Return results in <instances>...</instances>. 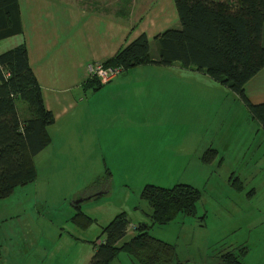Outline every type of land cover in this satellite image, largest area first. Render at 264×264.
<instances>
[{
    "label": "rangeland",
    "instance_id": "1",
    "mask_svg": "<svg viewBox=\"0 0 264 264\" xmlns=\"http://www.w3.org/2000/svg\"><path fill=\"white\" fill-rule=\"evenodd\" d=\"M161 1L150 9L151 16L177 28L172 3ZM262 31L264 44V25ZM20 40L11 36L0 48ZM148 43L155 55L153 38ZM133 68L143 86H137L141 97L131 105V125L137 128V114L144 116L150 129L138 147L148 144L150 156L131 162L119 153L103 162L100 154L119 151L97 147L93 125H85L82 117L85 108L76 110L81 117H72L69 130L61 132L63 121L54 124L56 163L0 199V264H86L101 228L121 211L128 224L117 245L145 223L151 236L173 246L179 264H222L220 254L240 246L246 248L241 264H264V131L236 94L202 72L178 65ZM15 106L22 120L26 105L17 100ZM208 149L214 155L204 162ZM104 165L114 169L111 176ZM47 172L57 174L50 179ZM176 183L199 191L195 214L178 213L166 223L151 224L150 208L139 196L142 187ZM76 205L92 220L85 228L69 219ZM109 264L140 263L120 251Z\"/></svg>",
    "mask_w": 264,
    "mask_h": 264
},
{
    "label": "trees",
    "instance_id": "2",
    "mask_svg": "<svg viewBox=\"0 0 264 264\" xmlns=\"http://www.w3.org/2000/svg\"><path fill=\"white\" fill-rule=\"evenodd\" d=\"M179 26L169 27L153 37L155 55L150 54L144 33L120 47L101 62L104 67L127 68L176 63L182 69H194L209 76L236 94L251 119L264 131V102L251 103L243 85L264 67V0H172ZM21 33L17 0H0V40ZM5 73V75H4ZM93 83V84H92ZM96 89L100 82L90 76L83 86ZM25 103L27 115L18 118L15 102ZM52 114L43 106L36 79L29 67L24 43L0 52V199L9 196L15 187L35 179L33 156L49 143L47 126ZM214 151H204L201 160L208 162ZM108 173V172H107ZM150 208L151 224H163L178 213L195 214L199 191L191 185L176 183L165 188L144 185L139 194ZM85 228L91 218L76 205L69 218ZM121 211L101 228L100 242L86 264H109L123 251L140 264H179L173 246L148 233L149 225L138 223L135 233L117 245L127 227ZM246 248L220 254L222 264H241Z\"/></svg>",
    "mask_w": 264,
    "mask_h": 264
},
{
    "label": "crops",
    "instance_id": "3",
    "mask_svg": "<svg viewBox=\"0 0 264 264\" xmlns=\"http://www.w3.org/2000/svg\"><path fill=\"white\" fill-rule=\"evenodd\" d=\"M166 1L173 5V1ZM160 2L17 0L21 24L19 43L25 45L27 61L38 84L43 106L53 117L52 123L46 127L49 143L32 158L35 179L40 171L51 168L58 157L55 144L52 145L55 137L52 126L63 121L61 132L69 130L72 117H81V113L76 112L78 108H85L82 117L85 125H93L97 147L112 146L115 151H119L115 154L105 152V156L99 153L103 162L110 155L117 157L119 153L131 162H135L139 156H150L148 144L142 149L138 147L140 136L147 139L150 129L144 124V116L137 114L140 118L137 128L131 125L135 115L131 105L141 97L137 86H143V79L133 76L135 66L120 71L119 76L100 83L96 89H92V85L84 88L83 84L89 80L87 67L90 64L111 57L140 33H144L149 40L163 28H169L165 27L167 20L160 23L151 16L153 11L150 9L161 5ZM170 13L171 19L176 21L174 5ZM7 38L1 39L0 43ZM16 44L2 46L0 52ZM145 65L158 66L144 64L136 68ZM172 65L177 64L169 66ZM243 91L251 103L264 102V67L244 83ZM159 129L164 130V127ZM105 170L109 176L114 172L109 165ZM125 173H129L128 170ZM45 174L51 175L48 178L53 179L57 173Z\"/></svg>",
    "mask_w": 264,
    "mask_h": 264
},
{
    "label": "built area",
    "instance_id": "4",
    "mask_svg": "<svg viewBox=\"0 0 264 264\" xmlns=\"http://www.w3.org/2000/svg\"><path fill=\"white\" fill-rule=\"evenodd\" d=\"M88 71L95 76L100 83H104L120 72L119 67H104L101 62H94L88 66Z\"/></svg>",
    "mask_w": 264,
    "mask_h": 264
}]
</instances>
